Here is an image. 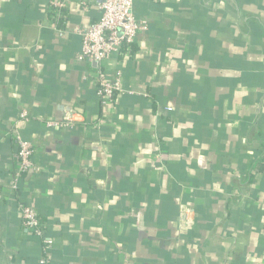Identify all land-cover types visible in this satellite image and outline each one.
<instances>
[{"label":"crops","instance_id":"obj_1","mask_svg":"<svg viewBox=\"0 0 264 264\" xmlns=\"http://www.w3.org/2000/svg\"><path fill=\"white\" fill-rule=\"evenodd\" d=\"M134 7L146 28L99 65L78 58L99 0H0V264L42 255L19 204L51 264H264V0Z\"/></svg>","mask_w":264,"mask_h":264},{"label":"built area","instance_id":"obj_2","mask_svg":"<svg viewBox=\"0 0 264 264\" xmlns=\"http://www.w3.org/2000/svg\"><path fill=\"white\" fill-rule=\"evenodd\" d=\"M134 5L135 0H99L100 17L81 32L83 41L78 58L100 65L120 54L124 45L134 43L139 32L146 28L144 21L137 18ZM58 12L55 8L54 17L58 15ZM121 92L122 75L120 71L113 78L100 73L98 95L104 106L112 105ZM16 141L19 162L16 180H19L24 173L33 169L35 150L19 135L16 136ZM17 188L18 186L14 184L13 189L17 190ZM262 208L264 210V200ZM19 213L24 228L42 241V255L39 258V264H51L50 253L54 241L45 235V226L38 211L32 205L19 204Z\"/></svg>","mask_w":264,"mask_h":264},{"label":"trees","instance_id":"obj_3","mask_svg":"<svg viewBox=\"0 0 264 264\" xmlns=\"http://www.w3.org/2000/svg\"><path fill=\"white\" fill-rule=\"evenodd\" d=\"M42 242V241H41ZM43 246V244L41 243V247ZM42 249V248H41Z\"/></svg>","mask_w":264,"mask_h":264}]
</instances>
